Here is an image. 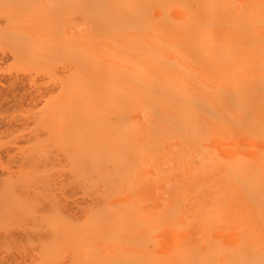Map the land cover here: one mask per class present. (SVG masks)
<instances>
[{
	"label": "bare ground",
	"instance_id": "bare-ground-1",
	"mask_svg": "<svg viewBox=\"0 0 264 264\" xmlns=\"http://www.w3.org/2000/svg\"><path fill=\"white\" fill-rule=\"evenodd\" d=\"M35 2L28 5L39 8ZM54 3L53 30L39 27L46 19L30 7V26L6 37L26 41L25 52L40 50L36 39L54 55L68 49L75 113L89 104V121H117L104 129L109 153L148 148L161 195L140 245L145 264H264V0ZM67 7L70 47L50 44L52 31L66 29L58 21ZM107 202L89 218V264L122 249L130 227Z\"/></svg>",
	"mask_w": 264,
	"mask_h": 264
},
{
	"label": "rangeland",
	"instance_id": "rangeland-1",
	"mask_svg": "<svg viewBox=\"0 0 264 264\" xmlns=\"http://www.w3.org/2000/svg\"><path fill=\"white\" fill-rule=\"evenodd\" d=\"M36 1L40 6L33 9L28 5L33 0H0V264H89V218L105 200L115 210L124 211L130 227L121 231L123 248L98 253L100 261L112 264L126 256L130 264H145L140 245L148 236L153 197L161 195L151 182L153 163L148 148L133 153L106 151L110 147L105 148L109 139L105 127L117 121H89V104L81 110L83 115L73 110L68 49L54 55L36 39L35 48L42 51L30 53L25 52L23 39L25 44L12 36L14 42L8 39L14 28H23L27 20L31 24L30 17H44L49 23L44 21L39 27L54 29L55 0ZM68 8L62 13L64 20L58 21L61 27L66 23V29L52 31L50 44L66 41L64 45L70 47L67 31L73 33L74 21ZM47 18L54 19L50 23ZM93 167L105 175L101 177ZM123 167L128 171L127 181L120 180Z\"/></svg>",
	"mask_w": 264,
	"mask_h": 264
}]
</instances>
